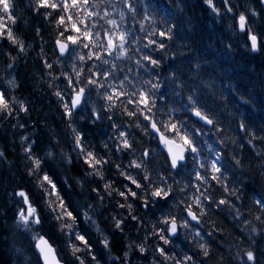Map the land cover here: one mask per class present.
<instances>
[{"label":"clouds","instance_id":"clouds-1","mask_svg":"<svg viewBox=\"0 0 264 264\" xmlns=\"http://www.w3.org/2000/svg\"><path fill=\"white\" fill-rule=\"evenodd\" d=\"M0 264H264V0L0 3Z\"/></svg>","mask_w":264,"mask_h":264},{"label":"snow or ice","instance_id":"snow-or-ice-1","mask_svg":"<svg viewBox=\"0 0 264 264\" xmlns=\"http://www.w3.org/2000/svg\"><path fill=\"white\" fill-rule=\"evenodd\" d=\"M4 2V0H0V3H3ZM77 2V0H73V3L75 4ZM60 23H63V19H61L60 20ZM74 30H76V31H79V29L74 25ZM161 36L163 37V36H165V34L164 33H161ZM253 40L255 41V38L253 37ZM73 42H75V41H73Z\"/></svg>","mask_w":264,"mask_h":264}]
</instances>
